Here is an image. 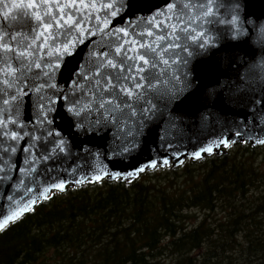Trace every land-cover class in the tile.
<instances>
[{"label": "water", "instance_id": "water-1", "mask_svg": "<svg viewBox=\"0 0 264 264\" xmlns=\"http://www.w3.org/2000/svg\"><path fill=\"white\" fill-rule=\"evenodd\" d=\"M71 3L89 5L64 9L86 30L53 25L56 39L41 47L42 25ZM109 3L114 7H104ZM172 24L175 33L157 41L160 47L148 56L156 67L143 73H152V86L145 81L136 115L124 116L119 126L101 116L92 96L100 54L126 39L121 29L154 43L141 34L167 35ZM0 43L14 50H0V61L17 69L14 87L0 83V119L7 122L0 133H9L0 135V221L68 188L104 179L131 182L158 167L220 155L231 144L264 145V0H0ZM25 50L31 55L17 60ZM60 183L63 190L52 187Z\"/></svg>", "mask_w": 264, "mask_h": 264}, {"label": "trees", "instance_id": "trees-1", "mask_svg": "<svg viewBox=\"0 0 264 264\" xmlns=\"http://www.w3.org/2000/svg\"><path fill=\"white\" fill-rule=\"evenodd\" d=\"M264 145L55 192L0 231V264H264Z\"/></svg>", "mask_w": 264, "mask_h": 264}, {"label": "snow or ice", "instance_id": "snow-or-ice-1", "mask_svg": "<svg viewBox=\"0 0 264 264\" xmlns=\"http://www.w3.org/2000/svg\"><path fill=\"white\" fill-rule=\"evenodd\" d=\"M60 7L59 18L53 20L52 23H46L42 25V31L40 32L37 39L41 36L44 37V42L41 47L47 46L48 40H55L56 36L52 35V27L55 25L57 28L62 27H72L75 25L78 31H85L86 29L83 26V20L81 19L79 22L73 18V14L71 12H65V7L67 8H77L78 11L86 9L89 5L84 4L78 6L76 3H71L68 5H62ZM91 7H95L92 5ZM106 8H113L114 5L112 3L104 5ZM118 14V10H114L111 15L115 16ZM206 15L209 13H205ZM45 15H51V12H46ZM37 20H42L43 17L37 14ZM105 27L107 25L105 24ZM160 22L156 23V28H160ZM178 25L172 24L170 25L171 31L167 35H156L153 32H148L146 34L149 37H153L154 43H140L134 37L130 36V34L126 30H119L123 33V37L121 38L118 46L112 49L111 52L104 51L100 54V58L97 61V72L94 74L95 78L93 80V87L95 91L92 92L93 102L97 105V111L100 112L101 116L106 119H110L111 122L116 123L118 126L123 125L124 116L134 117L136 115V109L133 106L143 99V93L140 91L145 88V81L148 82V86L151 87V78H153L152 73H149V76L143 75L147 71L146 66L156 67L155 60H150L148 58L149 54L156 53V49L160 47L157 41H165L172 36ZM95 35V33H91ZM15 39V37H13ZM178 39V37H177ZM35 43V41L33 42ZM155 45V46H154ZM178 46V45H177ZM173 44H167L166 48H172ZM69 45H65L64 51H68ZM141 49H145L146 51L141 52ZM0 50L4 52H12L14 51L9 45L0 43ZM57 52H60L61 49L57 48ZM31 53L27 50L21 51L17 54V60L21 57L27 58ZM162 55V53H161ZM132 63H129V62ZM4 66L0 67V75H3L5 78L0 80V83L6 85L8 88L14 87V82L16 78L17 69L13 68L8 60L0 61ZM164 64H167L168 61L164 60ZM143 65V66H142ZM36 67H40L39 64L35 65ZM22 67L27 68V65H22ZM7 77H12L13 80L10 81ZM131 84V87H129ZM40 89L37 88L36 91ZM5 89L0 88V93H3ZM91 91V89H90ZM110 98H106L105 94ZM12 101L16 100V96L13 95L11 97ZM4 105H9L10 100L4 99L2 101ZM85 108H91V104L85 105ZM125 109L130 110L129 112H125ZM102 110V111H101ZM3 110L0 109V112ZM147 109L141 110V115H145ZM6 121L4 119H0V128L6 126ZM0 135L8 136L9 133L3 132ZM18 138V134L16 132L11 133V139L16 140ZM260 143H264V141H259ZM62 143V142H61ZM15 151V149H12ZM207 152H211L212 148L209 147L205 149ZM195 157L199 158L201 153L197 152L194 154ZM47 159V157H43ZM166 163V162H165ZM144 169H140L143 171ZM23 171V170H22ZM131 176L132 174L129 173ZM102 179L101 176H96V180ZM53 188H58L63 190L65 185L63 183L54 184ZM50 191V190H49ZM44 198H47L45 195ZM11 199V197H9ZM36 201L33 200L30 203H25L23 207H20L19 210L13 211L12 214L3 218L0 221V231L6 229L10 222L16 221L24 212L30 211L32 204H35Z\"/></svg>", "mask_w": 264, "mask_h": 264}, {"label": "rangeland", "instance_id": "rangeland-1", "mask_svg": "<svg viewBox=\"0 0 264 264\" xmlns=\"http://www.w3.org/2000/svg\"><path fill=\"white\" fill-rule=\"evenodd\" d=\"M259 156H260V159L258 161L264 163V153H261Z\"/></svg>", "mask_w": 264, "mask_h": 264}]
</instances>
